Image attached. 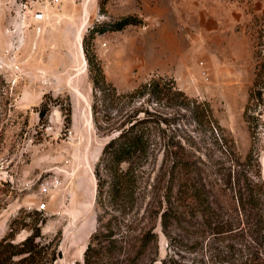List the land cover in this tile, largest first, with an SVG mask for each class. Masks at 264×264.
Listing matches in <instances>:
<instances>
[{
	"label": "rangeland",
	"instance_id": "obj_1",
	"mask_svg": "<svg viewBox=\"0 0 264 264\" xmlns=\"http://www.w3.org/2000/svg\"><path fill=\"white\" fill-rule=\"evenodd\" d=\"M20 1L0 0V239L12 229L17 242L38 226L36 240L59 252L52 264L81 262L94 230L120 243L152 234L135 264H225L231 243L239 255L245 237L201 235L187 216H174L172 164L195 163L214 195L227 164L176 106L147 105L164 121L135 165L132 205L94 206L93 170L110 135L92 120L82 38L117 92L161 77L206 101L239 160L250 150L264 181V89L259 100L249 96L254 81V91L264 83V0H63L41 22L22 20ZM127 16L134 21L122 29H104Z\"/></svg>",
	"mask_w": 264,
	"mask_h": 264
},
{
	"label": "trees",
	"instance_id": "obj_2",
	"mask_svg": "<svg viewBox=\"0 0 264 264\" xmlns=\"http://www.w3.org/2000/svg\"><path fill=\"white\" fill-rule=\"evenodd\" d=\"M132 21L134 19L127 16L104 23L103 26L107 30H119ZM84 41L85 37L82 38V51L91 81L92 120L97 130L110 135L101 147L93 170L94 206L103 211L109 205L113 207V203L120 199L125 200L127 207L132 205L135 181L138 178L135 165L138 166L141 160L147 158L149 136L160 119L157 113L148 110L147 105L163 103L176 106L186 111L200 127L214 150L219 153L223 150L225 160L219 163L227 164L219 168L222 177L217 188L221 200L202 181L201 170L195 163L172 164L171 178L175 184L178 180L173 199L175 218L179 221L181 216H187L188 221L199 226L201 235L245 237L244 243L238 244L239 255L235 254L236 249L232 243L226 246L222 259L225 264H264V181L257 158L249 150L240 161L234 141L213 116L209 104L187 96L171 80L151 78L131 91L117 92L106 81L99 61L88 51ZM255 82L252 83L249 96L259 100L264 83L254 91L257 86ZM119 102L123 104L117 107ZM160 120L164 121V118ZM64 122H70L68 106ZM168 189L172 190V187ZM160 215L164 221L166 213ZM99 216L97 214L96 218L99 219ZM29 229V233L17 242L12 241L16 233L12 229L0 239V264L53 263L59 252L51 248V242L36 240L39 237L38 226L33 225ZM111 235L99 230L91 232L82 253V261L72 264H135L153 236L144 232L136 244V240L131 239L120 243ZM119 254L123 256L119 258Z\"/></svg>",
	"mask_w": 264,
	"mask_h": 264
},
{
	"label": "built area",
	"instance_id": "obj_3",
	"mask_svg": "<svg viewBox=\"0 0 264 264\" xmlns=\"http://www.w3.org/2000/svg\"><path fill=\"white\" fill-rule=\"evenodd\" d=\"M63 0H21L19 9L21 11L20 17L22 20H29L31 22H41L47 16V11L53 7L58 6ZM185 28L180 27L183 31ZM203 79L207 81V76L204 71L201 72ZM44 203L38 205L37 209L44 208Z\"/></svg>",
	"mask_w": 264,
	"mask_h": 264
},
{
	"label": "crops",
	"instance_id": "obj_4",
	"mask_svg": "<svg viewBox=\"0 0 264 264\" xmlns=\"http://www.w3.org/2000/svg\"><path fill=\"white\" fill-rule=\"evenodd\" d=\"M153 5H154V7H153V11L154 10H156L157 8L155 7V1H154V3H153ZM156 8V9H155ZM158 17V16H157ZM160 24H161V22H160ZM162 53H163V51H162ZM162 55H164L165 56V54H162ZM178 55V54H177ZM168 56V55H167ZM181 58V57H180ZM178 56L176 57V59L175 60H179L180 59ZM169 60H171V56H169V58H168ZM182 59V58H181ZM174 60V61H175ZM183 61V60H182ZM179 64H180V62H178ZM182 64V63H181ZM179 66V65H178ZM180 67V66H179Z\"/></svg>",
	"mask_w": 264,
	"mask_h": 264
},
{
	"label": "bare ground",
	"instance_id": "obj_5",
	"mask_svg": "<svg viewBox=\"0 0 264 264\" xmlns=\"http://www.w3.org/2000/svg\"><path fill=\"white\" fill-rule=\"evenodd\" d=\"M79 42V41H78ZM80 46V45H79ZM262 167H263V173H264V158H263V161H262ZM264 175V174H263Z\"/></svg>",
	"mask_w": 264,
	"mask_h": 264
}]
</instances>
